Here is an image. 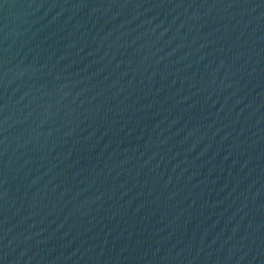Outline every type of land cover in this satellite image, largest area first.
Wrapping results in <instances>:
<instances>
[{
	"label": "water",
	"instance_id": "water-1",
	"mask_svg": "<svg viewBox=\"0 0 264 264\" xmlns=\"http://www.w3.org/2000/svg\"><path fill=\"white\" fill-rule=\"evenodd\" d=\"M0 264H264V0H0Z\"/></svg>",
	"mask_w": 264,
	"mask_h": 264
}]
</instances>
